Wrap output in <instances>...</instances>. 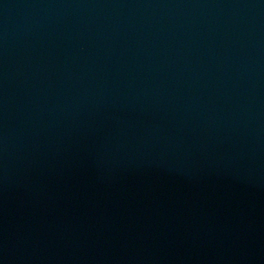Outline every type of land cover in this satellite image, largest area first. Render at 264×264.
Returning a JSON list of instances; mask_svg holds the SVG:
<instances>
[{"label": "water", "instance_id": "water-1", "mask_svg": "<svg viewBox=\"0 0 264 264\" xmlns=\"http://www.w3.org/2000/svg\"><path fill=\"white\" fill-rule=\"evenodd\" d=\"M0 264H264V0H0Z\"/></svg>", "mask_w": 264, "mask_h": 264}]
</instances>
